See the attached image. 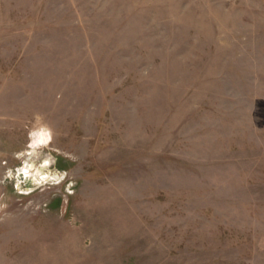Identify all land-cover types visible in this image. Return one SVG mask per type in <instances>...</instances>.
Here are the masks:
<instances>
[{
  "label": "rangeland",
  "instance_id": "1",
  "mask_svg": "<svg viewBox=\"0 0 264 264\" xmlns=\"http://www.w3.org/2000/svg\"><path fill=\"white\" fill-rule=\"evenodd\" d=\"M0 264H264V0H0Z\"/></svg>",
  "mask_w": 264,
  "mask_h": 264
},
{
  "label": "water",
  "instance_id": "2",
  "mask_svg": "<svg viewBox=\"0 0 264 264\" xmlns=\"http://www.w3.org/2000/svg\"><path fill=\"white\" fill-rule=\"evenodd\" d=\"M31 168H34V164L30 165ZM38 170V169H37ZM18 179L24 180L26 182V185H31V175L27 174V171H20L17 174Z\"/></svg>",
  "mask_w": 264,
  "mask_h": 264
},
{
  "label": "bare ground",
  "instance_id": "3",
  "mask_svg": "<svg viewBox=\"0 0 264 264\" xmlns=\"http://www.w3.org/2000/svg\"><path fill=\"white\" fill-rule=\"evenodd\" d=\"M41 139H42V137H41V133L40 132L37 135H34L33 136V140L31 139L32 140V143H31L32 147L33 148H36L39 145H41ZM38 178H40L41 180H43V177L41 176V174L38 175L37 179Z\"/></svg>",
  "mask_w": 264,
  "mask_h": 264
}]
</instances>
